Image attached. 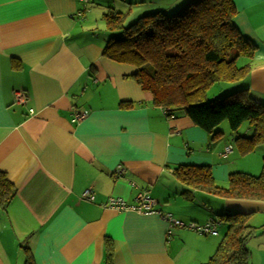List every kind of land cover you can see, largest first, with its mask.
I'll list each match as a JSON object with an SVG mask.
<instances>
[{
	"label": "crops",
	"instance_id": "0c3cea01",
	"mask_svg": "<svg viewBox=\"0 0 264 264\" xmlns=\"http://www.w3.org/2000/svg\"><path fill=\"white\" fill-rule=\"evenodd\" d=\"M146 1L149 9L167 4ZM187 1L170 0L171 9ZM96 2L0 0V171L16 187L0 208V264H24L26 253L35 264H104L107 240L111 264H201L225 231L219 215L227 211L247 213L259 229L247 242V264H264V200L225 198L173 174L180 164L209 165L219 186L232 171L255 174L258 159L241 168L239 158L252 152L240 155L234 145L235 136L250 134L248 123L233 133L222 122L212 138L180 110L154 105L132 79L133 65L102 54L105 25L97 33L86 13ZM233 3L235 26L256 47L240 60L250 69L238 89L264 104V0ZM76 112L84 116L74 120ZM227 144L232 150L221 156ZM86 189L92 199L81 196ZM139 191L184 223L219 219L218 234L107 206L112 196L132 204Z\"/></svg>",
	"mask_w": 264,
	"mask_h": 264
},
{
	"label": "trees",
	"instance_id": "16d2710c",
	"mask_svg": "<svg viewBox=\"0 0 264 264\" xmlns=\"http://www.w3.org/2000/svg\"><path fill=\"white\" fill-rule=\"evenodd\" d=\"M235 13L233 0H189L172 14L144 11L125 26L122 13L107 6L101 16L108 33L102 54L133 65L132 79L151 95L154 105L180 110L212 138L220 135L217 127L224 120L232 132L247 122L250 134L234 138L238 152L246 154L264 145V104L252 99L245 88L207 99L215 83L240 81L250 69L247 61H239L250 59L256 47L235 26ZM11 66L17 68L19 63L12 60ZM173 174L188 187L225 198L264 200V152L258 174L232 171L226 186L216 184L209 165L180 164ZM15 191L0 171V208H6ZM210 219L221 220L225 231L214 253L201 264H247V242L259 232L248 223V214L227 211L220 220ZM112 250L107 240L104 264H111ZM24 264H35L30 253Z\"/></svg>",
	"mask_w": 264,
	"mask_h": 264
},
{
	"label": "rangeland",
	"instance_id": "374dc122",
	"mask_svg": "<svg viewBox=\"0 0 264 264\" xmlns=\"http://www.w3.org/2000/svg\"><path fill=\"white\" fill-rule=\"evenodd\" d=\"M188 1L185 4H187ZM156 3L160 4L157 1H156ZM165 3H167V4L165 5V8H163V10L168 14L174 13L175 10H177V9L181 8L183 5H185L183 3H178V5L176 6L175 9H171L170 0H163V2L161 4H165ZM148 4H149V2H147L146 0H97V2L92 5V7H91L92 9H89L86 13L89 14L88 20L93 21L92 24H97V33H99L100 30L104 29V23L101 20V16H102V12H104L103 10H105L107 6H111L116 11L121 12L122 16H123V25L127 26L128 24L134 22L138 18V16H140V14L142 12H144L143 10H147L146 7L148 8V10H151V11L152 10H158V8L149 9V7L147 6ZM160 10H162V9H160ZM104 33H106L108 35V33L106 31H104ZM239 64H241V61H239ZM240 83L241 82H239V81L217 82L213 86H211V88L208 90L207 99L213 100V99L225 96L226 94H229L231 92H234L235 90L238 89V86ZM223 124L228 127V122L226 120L223 121ZM246 125H247V122H243L238 127V129L233 133H237V132L241 133L242 130H245ZM217 129H218V127H217ZM230 131H228L227 133H229ZM256 149L257 150L252 151V153L250 152L251 154L249 156H247L245 158H239L240 160H238L237 163L241 166V168L244 165V159H249L248 157H253V159H252L253 163H254L255 159L256 160L258 159L259 164L262 166V151L264 150V145H259ZM236 151L238 152V150H236ZM240 155H243V154H240ZM259 164L258 163L256 164V169H254V171H253L255 173L254 175L258 174L261 170V166ZM250 174H252V173H250ZM226 185H227V182H225L221 186H226ZM262 222L263 221L261 219V216L258 215L255 218V222L253 225L260 226V225H262Z\"/></svg>",
	"mask_w": 264,
	"mask_h": 264
},
{
	"label": "built area",
	"instance_id": "2783aa9c",
	"mask_svg": "<svg viewBox=\"0 0 264 264\" xmlns=\"http://www.w3.org/2000/svg\"><path fill=\"white\" fill-rule=\"evenodd\" d=\"M87 2V0H83ZM14 99L16 102L22 103L25 101L26 96L25 93L22 91H15L14 92ZM84 116L82 112H76L74 115V120H79ZM232 150L230 144L224 146L223 150L220 152L221 156H227V154ZM123 172L122 165H118L115 173L120 175ZM85 198H93V194L90 189H86L82 195ZM155 200L150 196L147 191H139L134 198V203L129 204L126 203L124 199L120 197H109L107 200V206L114 208L119 211L131 210L138 213H145V212H156L159 213L160 216L165 219L169 223V227H187L199 234L202 235H217L218 234V225L219 222L217 220L209 219L205 223H184L179 219L173 217L170 212H159L158 210L154 209ZM168 233L170 230L168 229Z\"/></svg>",
	"mask_w": 264,
	"mask_h": 264
}]
</instances>
